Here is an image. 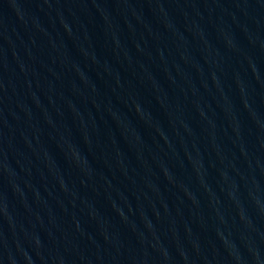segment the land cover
<instances>
[{
    "label": "water",
    "instance_id": "95a60500",
    "mask_svg": "<svg viewBox=\"0 0 264 264\" xmlns=\"http://www.w3.org/2000/svg\"><path fill=\"white\" fill-rule=\"evenodd\" d=\"M0 264H264V0H0Z\"/></svg>",
    "mask_w": 264,
    "mask_h": 264
}]
</instances>
